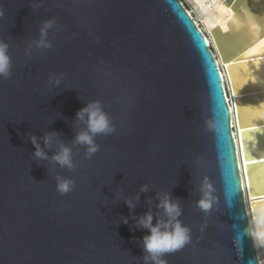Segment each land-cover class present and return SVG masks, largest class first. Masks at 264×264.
<instances>
[{
	"label": "water",
	"instance_id": "obj_1",
	"mask_svg": "<svg viewBox=\"0 0 264 264\" xmlns=\"http://www.w3.org/2000/svg\"><path fill=\"white\" fill-rule=\"evenodd\" d=\"M228 2L227 31L211 35L233 108L181 0H0L12 64L0 76V264H144L147 230L132 217L165 218L162 193L191 229L167 264H262L247 229L264 210V0ZM50 19L51 47H37ZM96 100L115 131L97 135L89 157L73 142L85 127L75 114ZM45 132L60 134L49 157L72 147L73 169L34 157L29 136ZM58 175L71 191L57 190ZM205 178L215 197L207 212L197 206ZM137 195L133 212L125 198Z\"/></svg>",
	"mask_w": 264,
	"mask_h": 264
},
{
	"label": "clouds",
	"instance_id": "obj_2",
	"mask_svg": "<svg viewBox=\"0 0 264 264\" xmlns=\"http://www.w3.org/2000/svg\"><path fill=\"white\" fill-rule=\"evenodd\" d=\"M2 15V12H0ZM54 20H46L40 29L41 38L36 42L37 47H51L50 42H47L46 37L48 30L53 26ZM11 57L9 55V44L0 40V76L8 78L11 75ZM59 83V80L56 81ZM75 119L83 122L85 127L79 130L75 137L74 143L86 146V152L90 157L99 150V145L95 142V137L100 134L108 135L115 131V126L112 123L111 117L103 110L102 103L98 100L90 101L80 108ZM60 134L57 132H45L41 136L30 134L29 139L34 145V157L38 160L51 159L60 167L73 169L76 165L73 159L72 147L65 143L59 144V150L54 152L49 157L45 148H50L53 142ZM43 141V145L41 144ZM57 190L61 194H66L71 191L74 186V181L69 178L58 175ZM148 186L142 185L141 192H147ZM213 186L207 178L201 186V199L197 201V206L207 212L212 209L215 197L213 196ZM139 199L137 195L134 198H125V203L130 211L134 212L136 207L133 202ZM159 203L158 209H162L165 218H160L153 214L150 209L148 212L140 215L138 218L133 216L136 229H146L147 234L142 238V247L144 264H167L163 259L165 254L175 252L182 249L191 241V229L185 226L179 217L182 215V209L178 201H174L170 193H162L157 197ZM156 221L153 223V221ZM124 223H128V218H124ZM249 235L254 241V245L258 248H264V210H259L253 214L247 229Z\"/></svg>",
	"mask_w": 264,
	"mask_h": 264
},
{
	"label": "bare ground",
	"instance_id": "obj_3",
	"mask_svg": "<svg viewBox=\"0 0 264 264\" xmlns=\"http://www.w3.org/2000/svg\"><path fill=\"white\" fill-rule=\"evenodd\" d=\"M181 1L186 6V8L189 10V12L192 14L194 19L198 23V25L201 27V29L205 32V34L209 40L210 46L213 49V52H214L217 60L219 61L220 65H221V69H222L224 79H225V85H226V89H227L228 100H229V103L231 105V108H233V104H232L231 97H230V91H229V86H228L229 83H228L226 71L223 69V63L220 59V56H219V53L217 51L215 42H214L213 37L211 35V29L213 27H215L216 25H221L225 29L228 19L232 16L233 12L231 10L230 3L228 2L229 0H190V2L196 8V12H198L199 17H201L202 23H200L199 19L196 16H194L193 11L189 8V6H187L186 2L183 0H181ZM262 47H264V44H262L258 47L259 50H261V49L263 50L264 48H262ZM258 48H257V50H258ZM259 72H260L261 80H262V82H264V62L262 63V65H260ZM233 127H235V121H233ZM234 134L236 136V129L235 128H234ZM242 162L243 161H241V163ZM245 196L247 199V205L249 206L250 201L254 197H249L246 192H245ZM256 249H257L259 258L261 260V263L264 264V248L256 247Z\"/></svg>",
	"mask_w": 264,
	"mask_h": 264
},
{
	"label": "rangeland",
	"instance_id": "obj_4",
	"mask_svg": "<svg viewBox=\"0 0 264 264\" xmlns=\"http://www.w3.org/2000/svg\"><path fill=\"white\" fill-rule=\"evenodd\" d=\"M186 2L187 6H189V8L193 11L194 16H196L199 19V22H201V17H199L198 12H196V8L194 7V5L190 2V0H183Z\"/></svg>",
	"mask_w": 264,
	"mask_h": 264
},
{
	"label": "snow or ice",
	"instance_id": "obj_5",
	"mask_svg": "<svg viewBox=\"0 0 264 264\" xmlns=\"http://www.w3.org/2000/svg\"><path fill=\"white\" fill-rule=\"evenodd\" d=\"M225 31H227V28L225 27Z\"/></svg>",
	"mask_w": 264,
	"mask_h": 264
}]
</instances>
